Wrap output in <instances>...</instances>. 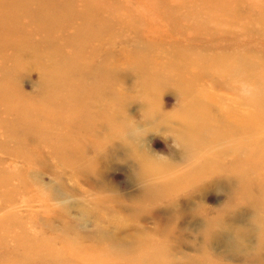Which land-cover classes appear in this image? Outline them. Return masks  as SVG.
<instances>
[{
    "label": "rangeland",
    "instance_id": "1",
    "mask_svg": "<svg viewBox=\"0 0 264 264\" xmlns=\"http://www.w3.org/2000/svg\"><path fill=\"white\" fill-rule=\"evenodd\" d=\"M40 1L11 0L22 6L14 12L7 8L10 0H0L1 42L8 45L0 46V118L11 127L0 129V219L9 218L0 224V264H77L80 247L88 246L94 255L114 259L124 252L130 259L124 264H140L133 256L156 245L167 247L172 264H206V253L223 264H264V160H247L255 149L250 144L264 139V126L244 124L249 113L264 110V25L257 20L264 0H222L224 8L213 12L226 17L217 20L205 13L214 7L206 0H59L46 9ZM109 4L131 17L122 20L116 37L127 21L140 22L142 30L106 36L93 51L96 39L82 40L114 20ZM87 6L103 11L94 16L82 11ZM197 11L202 15L189 20ZM234 16L241 19L233 22ZM197 21L205 23L201 29ZM40 38L65 44L42 45ZM71 38L76 43L69 44ZM77 40L86 45L84 60L70 61L77 68L48 94L51 60L73 56ZM51 49L62 50L51 58ZM195 54L227 62L200 76L187 65L200 60ZM189 79L193 92L205 95L214 127L203 128L206 142L194 154L178 135ZM71 89L88 96L80 109L90 108L92 118L79 113ZM3 101L20 108L50 102L46 111L56 107L64 114L61 123L50 119L45 139L27 143L31 155L16 153L23 140L14 127L23 126H13L15 113ZM67 106H75L72 117L65 115ZM85 120L90 134L75 131ZM63 141L67 147L58 155L55 144ZM204 161L212 166L206 177L197 168ZM236 168L251 175L250 187L233 175ZM188 172L201 177L188 180Z\"/></svg>",
    "mask_w": 264,
    "mask_h": 264
},
{
    "label": "bare ground",
    "instance_id": "2",
    "mask_svg": "<svg viewBox=\"0 0 264 264\" xmlns=\"http://www.w3.org/2000/svg\"><path fill=\"white\" fill-rule=\"evenodd\" d=\"M3 1V0H2ZM59 0H41L40 1V5L43 9H46L47 7H49L50 3L51 4H56ZM62 1V0H60ZM95 1V0H94ZM86 3H91V0H85ZM96 2H99V0H96ZM206 2L210 3V6H214V7H209V9L207 11H205V13H208V15L212 18L217 20L219 17H226V16H219L218 14L214 13L213 11H217L220 10L221 8H224V4L225 1H219V0H206ZM7 3V2H5ZM11 3V0H10ZM188 6V5H187ZM9 10L14 11V12H18L19 8H22V6H16L13 5L11 3V5H9L7 7ZM86 9H82V11H86L85 13H92L94 16L99 15L100 13L103 11V9L100 8H96L94 6H87L85 7ZM3 8L0 7V11ZM107 10L110 11H114V20H105L104 22L100 23V28L98 31H94L93 33H91L90 35H86L82 42H87L89 39L92 40V38H95L96 40L92 42V47L91 50L94 51V47L95 44L97 42H100L102 40L100 39H106V36H111L112 38H117L118 36L125 34V32H128L130 30H137V31H141L142 30V25L140 22H136L133 21L134 23H131L129 21L126 22V25H123L122 30H120V33L117 37H116V30L120 29L122 27V25L120 24L122 22V20H126V16L128 18H131L128 14L127 11L123 8H121V6H112L111 4L108 5ZM100 12V13H99ZM76 14V11L74 12ZM62 14V13H61ZM195 15V16H194ZM202 15V12L197 11L195 14H193V16L188 17L189 20L192 19H197L198 16ZM223 15V13L221 14ZM262 17V19L257 18L259 25L263 26L264 25V13L262 15H260ZM145 17V16H144ZM91 19V17H90ZM229 19L233 22L238 21L239 19H241L240 17H229ZM238 19V20H237ZM91 21V20H89ZM92 21L94 22L95 19H92ZM45 22V21H44ZM123 23V22H122ZM210 23V22H208ZM214 23V22H211ZM1 24V21H0ZM44 24V23H43ZM48 22H45L44 26H47ZM194 24V23H193ZM204 22H200L197 21L196 24L194 25L197 29H201V27L204 25ZM31 31V30H30ZM89 33V32H88ZM9 34V33H8ZM7 34V35H8ZM6 35V32H0V46L7 50L8 49V45L3 44L1 42L2 38ZM156 38V37H155ZM37 42H39L42 45H48V46H64L65 44V40L62 41H58L55 42L53 45V41H50L47 38H40ZM69 44H74L76 43V40L71 38L68 40ZM77 43L79 44V50L73 55V56H69L66 58L61 59V57H56L54 58L57 54L61 53V50H57V49H51L50 51L47 52V54L49 55V57L54 58L53 60H51L52 63H54V68L51 69V76H52V80L53 83L50 87L48 88V94L53 93L54 90L56 89V87L58 86L57 84V80L58 79H62L63 77L68 76V71H74V68H77V66H73L70 64V61H74L76 62L78 65H80L81 63H79L80 58L83 59L82 56V52L81 51H86V45L85 44H80L77 40ZM107 43V42H105ZM147 43V42H146ZM151 43V42H150ZM31 43H28V45H25L26 49L29 50L30 49V45ZM149 49V48H148ZM13 52V49H12ZM17 53H22L23 50L20 46L17 47L16 49ZM60 55V54H59ZM195 56L197 58H199L200 60L194 62V65H190L187 63V65L190 66V71L194 72V71H199L200 76L207 74V72L210 69H216V68H221L222 64H224L225 62H227L226 60L218 63L215 59L210 58L209 56H203V55H197L195 54ZM4 57H8V54H5ZM50 58V59H51ZM84 60V59H83ZM224 62V63H223ZM199 69H198V68ZM223 68V67H222ZM221 68V69H222ZM220 69V70H221ZM48 70V67L46 65V71ZM219 70V71H220ZM218 72V71H217ZM189 77L191 78V74L190 72H188ZM8 77V76H7ZM12 79L16 78L15 72L12 71L11 73V77ZM9 78V79H10ZM226 81V80H224ZM175 84L177 86H181L185 83H178L177 81H174ZM190 84H193L192 81L189 79L187 84L185 85V87L183 86L182 89L186 90V94L185 96L189 99L188 102L185 103V106L183 108L182 111H180L179 115H178V119L180 120V124H181V130L179 131V138H181V142L185 144V148H187L188 152H191V154H194L195 152H197V150L201 149L200 147L202 146V143H205L206 138L202 137V130L203 128H210L212 126V122H210V120L208 119L206 112L209 108V105L206 104V98L198 93V92H193ZM76 87H78V84H74ZM74 86V87H75ZM47 91V89L45 90ZM77 92V91H76ZM78 93V92H77ZM8 93H5L4 95H7ZM3 95V92L0 91V96ZM69 96H71V98L73 99V101L76 103V108L79 110V113H87L86 117H90L92 118L93 114L90 111V108L84 112L83 110H81V104L84 100L88 99V96L81 94L78 96H75V90L71 89L70 92L68 93ZM53 99V98H52ZM55 99V98H54ZM28 100V99H27ZM89 103V102H88ZM92 103V102H91ZM43 104V103H42ZM50 102L43 104L42 106L40 105H36L34 102H31L30 107L29 108H20L17 106H10L9 104H5V102L3 101V106L6 109V111L9 112H13L16 116V118H13V126L15 125H19L21 124L23 126V129L20 130L17 127H14V132L15 134L19 135L22 134V138L21 140H23L24 142H26V144H24L23 141H18V146L16 147L15 151L16 153H27L30 154V151H28L27 147V143L33 144V141H38V140H42L45 139L48 133V130L50 129V124H51V118H57L59 120V123H61V118H62V114L64 113H59L57 108H53L52 111H46V109L50 106ZM92 105V104H91ZM110 114L109 116H112L111 111H109ZM76 114L75 113V106L74 107H68L67 106V112L65 115H68L70 117H72V115ZM91 113V114H90ZM2 116V113L0 115V117ZM77 118H79L77 116ZM90 121L85 120L84 122H80L79 124L75 125L77 128H75V131H78L81 133V130H88L89 133V129L91 128V124H89ZM244 124L247 125V129L252 128L254 125L258 124L259 126H264V110L260 109L258 110V113H249V115L245 118L244 120ZM233 124H229L228 127L231 129V127H233ZM6 127V128H11L6 122L5 120L0 118V129ZM236 128V130H241L238 129L236 126H234ZM214 128V127H212ZM211 128V129H212ZM104 129V128H103ZM72 129L70 130L71 133ZM63 133H65V131L63 130ZM79 133V134H80ZM240 133L245 136V137H254V138H259L257 136H253V134L255 132L252 131H245L242 130L240 131ZM78 134V133H77ZM90 134V133H89ZM9 136H13L14 138H16L14 135L9 134ZM214 139H218L216 138V133L214 134L212 140ZM187 141H191L190 143H187ZM246 143L244 145L245 147V151L247 149V146L250 144ZM36 144V143H35ZM1 146V145H0ZM250 146H254V151H253V156L252 157H248L247 160H251L252 158L256 157L258 159L264 160V139H262L261 141H259L258 143H251ZM4 148L8 149L6 146H3ZM67 147V142L63 141L60 143L55 144V149H56V154L61 155L63 153V149H65ZM251 161H249V165L250 166ZM197 168L199 169V171H203V174H201L202 177H206L207 174L211 171L212 166L207 162H200L197 166ZM253 168V167H251ZM5 172H2L0 175H3ZM189 174L186 173V178H188V180H196L200 177H198L197 175L194 177V174ZM233 175L236 176H243L242 180L244 181V184L246 187H250L253 184V180L251 179V175L248 174L247 172H241L239 169H234L233 170ZM263 178H264V173H263ZM179 178H176L173 181H178ZM173 183V185L175 184L174 182H171V184ZM246 192V191H245ZM264 196V194H263ZM151 201V200H150ZM9 220L8 217L0 219V224L2 225L4 223V221ZM0 225V226H1ZM228 243H230L231 245H236L237 243H233L231 241H228ZM160 246V245H159ZM158 247L157 245L154 246L153 248H146L144 247L142 249V254L137 255V256H133V259H135V261H137L140 264H146L145 261L149 260V261H155L158 264H172L171 259L169 258V255L167 254V247H163V248H156ZM80 253L76 258V263L79 264L82 260L84 261V263L87 262H94L95 264H124L126 262V260H130L127 259L128 255H122V253H117L118 255H116L113 258L108 257V256H99V255H94L93 254V249L88 246L85 251H82V247H80ZM49 251L50 248H47V251L45 252V255H42V257H48L49 255ZM126 253V252H125ZM234 253H237L234 251ZM59 255V254H58ZM109 255H114V253L109 252ZM118 257H120V259H117ZM205 258H206V264H223V263H219V262H214L210 256L208 255V253L205 254ZM193 261V259H191V262ZM196 264H202L201 260L197 259L195 260ZM208 262V263H207ZM30 264V263H28ZM57 264H61L60 259L58 260Z\"/></svg>",
    "mask_w": 264,
    "mask_h": 264
}]
</instances>
